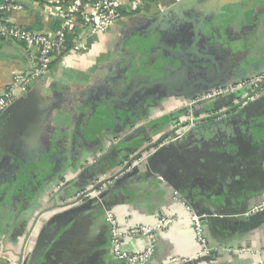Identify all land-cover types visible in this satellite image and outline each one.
I'll use <instances>...</instances> for the list:
<instances>
[{
  "label": "crops",
  "instance_id": "1",
  "mask_svg": "<svg viewBox=\"0 0 264 264\" xmlns=\"http://www.w3.org/2000/svg\"><path fill=\"white\" fill-rule=\"evenodd\" d=\"M19 1L21 8L6 15L10 22L44 32L62 27L58 5L49 0ZM188 1L166 14L180 0L145 3L143 11L126 12L105 32L84 41L79 50L70 47L56 57L41 79L40 95L32 102L35 118L28 121L23 143L0 152V264L29 259L49 221L61 211L54 208L73 201L79 190L92 187L98 178L115 173L122 157L128 159L148 145L150 141L140 142L132 153L126 148L130 143L120 142L145 123L146 135L159 125L153 129L158 133L153 140L164 130L185 132L138 158L136 162L143 165L137 172L120 175L100 188L98 205L89 204V209L76 212L40 264H125L110 250L108 211L115 213L123 230L154 224L161 216L182 219L156 233L149 264H258L264 258V210L258 212L262 219L255 225L242 223L245 213L264 201V85L231 93V102L218 109H209L213 101L198 104L193 114L199 123L189 129L188 101L203 92L178 93L179 80L188 78L180 55L187 51L194 56L191 76L201 79L216 74L215 67L208 71L202 64L205 59L212 63V54L206 46L198 55L193 45L182 48L180 42L172 47L163 43L165 33L180 32L179 25L185 22L193 24L192 35L198 38L196 26L222 20L220 32L210 35L204 30L198 44L218 43L230 52L227 61H222L228 65L232 60L231 68H238L232 71L235 78L219 87L248 79L264 71V0ZM227 24L240 36L231 38ZM70 37L73 46L74 35ZM36 53L34 47L0 38V96L16 75L33 68ZM236 58L248 61V66L240 68ZM170 61L179 68L174 69L176 74L168 69L167 86L159 94V90L142 91L143 97L154 98L157 105H147L143 119L123 127L134 106H121L119 99L112 98L117 94L133 97L126 84L131 78L132 83H139L134 68L152 70ZM256 100L260 103L242 110ZM188 206L207 217L203 242L189 219ZM148 241L143 236L123 239L129 250L143 249ZM204 256L210 258L197 261Z\"/></svg>",
  "mask_w": 264,
  "mask_h": 264
},
{
  "label": "built area",
  "instance_id": "2",
  "mask_svg": "<svg viewBox=\"0 0 264 264\" xmlns=\"http://www.w3.org/2000/svg\"><path fill=\"white\" fill-rule=\"evenodd\" d=\"M49 2L58 5L59 14L64 19L62 27L51 32L32 30L10 22L6 15L12 13L14 9L21 8L20 1L3 0L0 2V38L22 43L37 50L33 68L27 74L16 75L0 96V115L15 99L27 93L37 81L48 74L54 59L66 52L70 35H74L72 49L79 50L84 41L91 36L105 32L121 20L126 12L143 11L146 0H49ZM261 85H264V71L237 83L213 88L189 100L187 104L189 107V127L187 128L190 129L199 123L198 118L193 114L198 104L214 101L234 92L254 90ZM253 97L249 98L252 99ZM246 103L243 102V104ZM184 132L182 131L176 138H180ZM188 210L190 212L189 219L199 239L203 242L202 219L205 215L196 213L190 206H188ZM263 210L264 201L252 206L245 213V216ZM106 219L111 225V253L117 259L124 261L125 264H147L155 252L156 233L182 220L173 215L161 216L154 224H137L123 230L120 228L113 211L106 213ZM127 235L135 238L147 237L148 244L143 249L129 250L123 242ZM259 251L261 253V250ZM172 261H178V259L174 258ZM258 264H264V258L260 259Z\"/></svg>",
  "mask_w": 264,
  "mask_h": 264
},
{
  "label": "water",
  "instance_id": "3",
  "mask_svg": "<svg viewBox=\"0 0 264 264\" xmlns=\"http://www.w3.org/2000/svg\"><path fill=\"white\" fill-rule=\"evenodd\" d=\"M147 5H151V3L154 0H147ZM189 4L188 0H180L179 3L174 5L170 10L165 12L164 14L168 13L169 11L175 10L176 8L185 7L184 5ZM205 13V12H204ZM205 16V15H204ZM207 18V14L206 17ZM204 29L201 28L200 25L196 26L195 32L198 33L199 37L204 32ZM209 38L210 36L207 35ZM199 54H202L201 51L198 52ZM236 64L240 68H245L248 66L249 62L242 59L236 58ZM168 66V67H167ZM173 68L172 71L177 73V70H174L175 68L178 69L179 66L176 65L175 61H170L167 65L161 66V67H154L151 69H146L144 67H138L134 68V74L135 77H137L139 83H131L126 84V87L128 90L130 89L132 92L133 97H128L125 95L124 97L120 96V94L115 95L113 99H119L121 101V106H134L135 110H129V115L125 118L122 126L125 127L126 125H133L134 123L138 122L139 120L143 119L147 113H144L142 110L147 108V105H150L149 107H155L157 104H155L154 98L151 100H148V98L143 97L142 91H147V93L150 91H156L157 94L167 86L165 83V80L167 79L166 76L169 72L168 69ZM156 74H160L157 78L154 77ZM132 75V76H133ZM154 77V78H153ZM43 79V78H42ZM179 80V79H178ZM165 82V83H164ZM170 84V90L174 91V84L171 81H168ZM42 82L41 79L37 81L27 93H24L22 96L17 98L14 102H12L0 115V152H6V149L8 148H17L20 147L23 143L24 136H26L25 130L28 127V121L30 119H34V108L35 106L32 105V102L40 95L42 91ZM141 84V85H140ZM139 86V87H138ZM173 86V87H172ZM219 86H214L213 88H217ZM212 88V89H213ZM136 89H139L140 92H135ZM211 90V89H210ZM209 91V90H208ZM207 92V91H206ZM203 92V93H206ZM201 93V94H203ZM200 95V94H199ZM233 94L226 95L222 98L216 99L213 101L212 108L209 109H218L223 104H229L231 102V97ZM198 96V95H197ZM260 103V100L251 101L247 105L243 107L242 110L246 111L253 107V105ZM24 104H29L28 107L22 106ZM155 105V106H154ZM111 106V105H110ZM138 107V108H136ZM118 107H115L117 109ZM189 107H186V110H188ZM152 110V109H150ZM197 114V112H196ZM40 118V117H39ZM128 120V121H127ZM148 123H145L141 125L140 127L136 128L134 131L129 133L127 136L123 137L120 142L122 143H130L126 148L131 151L132 153L136 152L139 149V143L143 141H150L148 145L145 147H142V149L137 152L134 156L127 159V156L122 157L119 161V169L113 173L112 175H106L107 177L100 179L98 178L94 185L90 188H83L79 190L76 195L75 199L69 203H64L60 205L57 208H52L53 210L60 209L61 211L55 213V215L51 218L49 221L45 231L42 233L36 247L33 249L29 259H26L25 262L20 261L21 264H40L41 260L45 258L46 252L49 249V247L52 245V243L56 240V238L64 231L66 226L69 222H71L74 217H76V212L78 210L84 209L86 206L90 205H98L97 201L100 198L101 194L97 195V191L100 190V188L104 187L105 185H110L113 180L118 178L120 175L128 174L132 172H137L138 167L143 165V162H136L138 158L145 155V153L150 150L151 148L159 146L160 143L166 142L167 138H170L171 136L176 138L177 131L176 129L169 130V131H163V133L156 139L153 140L154 136H156L158 133H153V129H158L159 125L154 126L149 130V134L146 135L144 133L143 129L146 127ZM116 127V126H115ZM116 133V132H115ZM117 134V133H116ZM160 134V133H159ZM170 138L168 140H177L178 138L174 139ZM137 164H136V163ZM91 166V165H90ZM89 168V167H88ZM106 174V173H105ZM90 206L86 207L89 209ZM262 219V215L260 213H255L250 216H246L243 225L248 227L255 225ZM202 223L205 224L207 222L206 215L202 219ZM210 258L209 256H204L200 259H197V261L200 260H207ZM195 261V260H194ZM150 261L147 263L149 264Z\"/></svg>",
  "mask_w": 264,
  "mask_h": 264
},
{
  "label": "flooded vegetation",
  "instance_id": "4",
  "mask_svg": "<svg viewBox=\"0 0 264 264\" xmlns=\"http://www.w3.org/2000/svg\"><path fill=\"white\" fill-rule=\"evenodd\" d=\"M178 22H180L179 19H178ZM223 22L224 21H222V20H219V23H210V22L205 21L202 23L201 28H203L204 30H208L206 32L210 35H213V34H215V32H220V30L222 29L221 24ZM185 23L187 25L188 24L189 25L186 26ZM185 23L182 25H179L182 29V30H180V32H177V31L175 32L173 29L171 32L165 33L163 43H166L167 46L171 45V47H172V46H175V44H177L178 42H180L182 48H189L190 45H193L198 52L203 51L202 49H204L206 46L208 49L207 52H209L210 55L212 54L211 59H213V60L211 63L210 60L208 61L207 59H205V61H203L204 63H202V64H206L204 66H207L208 71H211L212 67H215L214 71L216 74L208 75V76H205L201 79L193 78V76H191V73L193 72L194 67L192 68L193 65H192L191 61H194L195 59H193L194 56L190 52L184 51L183 54L180 56L182 58V61H181L182 67L186 66V69L188 71V78L186 79V78L182 77L179 80V83L176 85V89H177L178 93L182 94V96H190V95H193V94L198 93V92H206V91L212 89L214 86L223 85V84H226L227 82L233 80L236 75L232 74V73H235L232 71L234 69H238V68H236V65H232L235 68H233V67H232L233 69L231 68V63L234 64L232 60H230L228 62V65L226 64V62H224V60L226 58L230 57V52L226 48L220 49L218 43L208 44L206 42L205 43L206 45L203 44L202 45L203 47L200 46L198 44L199 35H198V38L197 37L195 38V36L192 35V29L191 28L193 27L192 26L193 24L190 22L189 23L185 22ZM180 24H181V22H180ZM226 26L227 27H225V28H227V30L230 31L232 26L230 24H227ZM183 28H185V29H183ZM231 33H233L231 38L240 36V34H238V33H235V34H234V32H231ZM201 37H202V35H201ZM222 59H224V60L222 61ZM207 61L211 63V66H209L207 64ZM225 61H227V60H225Z\"/></svg>",
  "mask_w": 264,
  "mask_h": 264
},
{
  "label": "trees",
  "instance_id": "5",
  "mask_svg": "<svg viewBox=\"0 0 264 264\" xmlns=\"http://www.w3.org/2000/svg\"><path fill=\"white\" fill-rule=\"evenodd\" d=\"M3 0H0V2H2ZM72 37L69 38V42L67 43V48H66V52L69 50L70 47H72ZM65 53V52H64ZM62 55H58L57 57H60ZM56 59V58H55ZM55 59L54 61L52 62V64L55 62Z\"/></svg>",
  "mask_w": 264,
  "mask_h": 264
}]
</instances>
